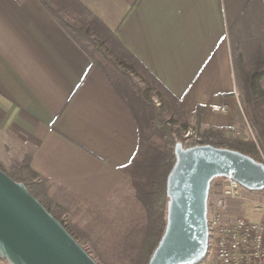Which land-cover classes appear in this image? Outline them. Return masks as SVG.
<instances>
[{"label": "crops", "instance_id": "1", "mask_svg": "<svg viewBox=\"0 0 264 264\" xmlns=\"http://www.w3.org/2000/svg\"><path fill=\"white\" fill-rule=\"evenodd\" d=\"M80 1L187 111L203 107L205 125L245 132L235 62L264 48V0ZM138 144L131 110L39 1L0 0L5 154L29 152L32 170L57 191V182L82 189L123 173Z\"/></svg>", "mask_w": 264, "mask_h": 264}, {"label": "trees", "instance_id": "2", "mask_svg": "<svg viewBox=\"0 0 264 264\" xmlns=\"http://www.w3.org/2000/svg\"><path fill=\"white\" fill-rule=\"evenodd\" d=\"M38 1L86 54L92 66L107 76L135 118L139 144L123 172L129 176L130 187L145 209L146 221L140 230L111 245L109 255L96 248L90 249L82 242L87 237L84 230L65 220V210L58 203L54 204L48 194L49 188L32 170L31 155L10 160L9 167L0 164V169L14 181L24 184L97 264H149L167 225V182L177 160L178 144L184 148L211 145L231 149L264 164V48L249 60L240 56L235 62L236 85L244 104L245 121L257 132L256 140L244 132L240 137L228 139L223 131L203 123V107L187 111L123 45L116 31L80 0ZM136 78L145 88L140 87Z\"/></svg>", "mask_w": 264, "mask_h": 264}, {"label": "water", "instance_id": "3", "mask_svg": "<svg viewBox=\"0 0 264 264\" xmlns=\"http://www.w3.org/2000/svg\"><path fill=\"white\" fill-rule=\"evenodd\" d=\"M167 182V225L149 264H198L208 251V207L216 179L264 190V164L238 151L176 146ZM0 259L8 264H97L26 186L0 169Z\"/></svg>", "mask_w": 264, "mask_h": 264}, {"label": "rangeland", "instance_id": "4", "mask_svg": "<svg viewBox=\"0 0 264 264\" xmlns=\"http://www.w3.org/2000/svg\"><path fill=\"white\" fill-rule=\"evenodd\" d=\"M135 81L140 87L145 88V85L137 78ZM237 97L239 99L241 121L243 126H246L244 133L256 140L257 132L245 121L244 104L241 102L239 89ZM156 102L158 107L159 103ZM227 111L221 112L226 113ZM218 130L223 131L228 139L240 137L235 132L233 133L234 129L231 128ZM189 134H186V136ZM242 134L241 132V136ZM28 153L27 155H30ZM25 156L14 157L12 151L6 155L5 150L0 148V157H2L0 158V164L4 167H9L10 160L14 158L22 159ZM43 181V185H46L50 190L48 194L53 199L54 204L58 203L65 210L63 214L65 220L76 223L84 230L87 237L82 242L90 249L96 248L102 250V253H110L108 249L111 248V245L122 241L128 235L131 236V232L140 230L146 221L145 209L137 201L130 187L129 176L124 172H120L116 176L102 174L99 179L82 182L85 185V188L82 189H79L77 182H74V185L73 182H65L67 185L65 183L59 185L61 182H57V186L55 185L57 191H54L50 187L53 184L51 181ZM221 182L222 179H216L211 188V203L217 200L224 201L223 191L219 185ZM242 197L241 200L227 202L230 215L233 218L244 216L254 221L261 220L260 216L255 213L254 208L260 205L264 209V190L249 191L242 188ZM262 220L264 222V218ZM5 264L8 263L5 262Z\"/></svg>", "mask_w": 264, "mask_h": 264}, {"label": "built area", "instance_id": "5", "mask_svg": "<svg viewBox=\"0 0 264 264\" xmlns=\"http://www.w3.org/2000/svg\"><path fill=\"white\" fill-rule=\"evenodd\" d=\"M216 112H225L214 108ZM237 136L240 131L233 130ZM224 201L210 202L208 207L209 240L205 258L198 264H264V209L255 207L261 220L233 218L227 202L241 200L242 186L233 179L223 178L220 184ZM5 264V261H0Z\"/></svg>", "mask_w": 264, "mask_h": 264}]
</instances>
